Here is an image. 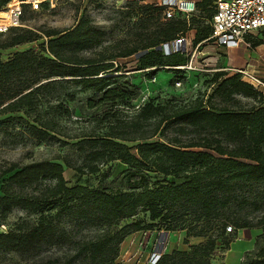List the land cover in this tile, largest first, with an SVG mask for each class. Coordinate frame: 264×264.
Segmentation results:
<instances>
[{"label":"trees","instance_id":"obj_1","mask_svg":"<svg viewBox=\"0 0 264 264\" xmlns=\"http://www.w3.org/2000/svg\"><path fill=\"white\" fill-rule=\"evenodd\" d=\"M9 1L0 0V9ZM215 1L195 2L203 18L211 19ZM186 25L182 18L170 19L142 45L135 69L153 68L150 76L160 67L181 72L176 67L188 62L185 52L165 55L157 48L183 35ZM198 25L194 44L207 39L210 32L203 22L199 21ZM43 34L46 40L40 52L17 51L6 61L0 60V113L32 112L43 97L63 89L64 84L80 86L81 91L92 90L109 102H113L111 97L117 90L124 93L123 98L129 96V102L135 98L131 97L134 85L123 70L124 66L115 60L132 56L138 48H127L114 55L83 56V51L100 45L104 36L86 16H81L70 28L48 29ZM39 37L31 30L19 29L9 39L0 40V49ZM259 42L253 40V43ZM117 72L120 74L114 75ZM221 77L215 90L222 101H229L234 95L252 99L264 97L246 84L239 73H215V79ZM119 78L121 81L116 80ZM138 116L142 120L161 116L162 121H167L166 126L182 123L204 131L221 132L234 146L228 149L218 138H203L185 145L141 141L127 146L116 140L122 136L112 129L101 137L90 136L80 142L88 146V151L83 150L82 164L75 170L93 174L99 171L100 165L119 161L128 168L120 181L121 189L114 191L80 184L68 186L65 169L57 162L37 160L22 165L10 162L0 169V224L15 208L37 213L38 219L35 224L17 222L13 228L0 233V252L30 254L44 244L71 242V234L59 226L63 219L73 223L76 232L94 226H111L132 218L139 211L148 213L151 221H162L167 231L177 228L176 223L171 224L172 220L191 213L198 221L220 223L221 213L230 202L229 195L237 185L264 181V105L249 111H229L212 110L198 104L169 116L164 114L163 106L148 101L140 106ZM11 119L0 120V128H6ZM52 125V121L37 120V125L27 124V131L39 141L55 139L49 134L53 131ZM131 125L137 127L138 123ZM150 173L162 175L163 179L152 182ZM40 185L43 188L37 194L26 193L28 188ZM221 225L224 231L225 222ZM131 229L141 228L133 223L125 225L112 235L79 243L71 258L37 264H74L78 258H88L93 264H133L115 260L118 246ZM191 230L186 232V237L206 235L201 229ZM215 241L208 236L205 242L190 246L189 251L172 250L162 254L155 264H210ZM250 264H264V247Z\"/></svg>","mask_w":264,"mask_h":264},{"label":"rangeland","instance_id":"obj_2","mask_svg":"<svg viewBox=\"0 0 264 264\" xmlns=\"http://www.w3.org/2000/svg\"><path fill=\"white\" fill-rule=\"evenodd\" d=\"M20 1L24 2L21 3L22 15L19 25L0 33V40L9 39L19 29L31 30L40 37L18 46L0 49V60L6 61L17 51L33 49L40 52V46L46 40L43 34L45 30H65L74 26L81 16H86L104 32V36L100 45L83 51V56L94 57L100 53L114 55L127 48H138L132 56L115 60L124 66L123 70L134 85L131 97L135 98L129 102L130 97L123 98L124 93L117 90L111 97L113 102H109L92 90L81 91L80 86L64 84L63 89L43 97L32 112L0 113V120L12 118L6 123V128H0V169L10 162L22 165L31 161L49 160L62 164L68 186L80 184L114 191L121 189L120 181L128 168L119 161L102 164L99 171L93 174L75 170L82 164L84 151H88V146L80 142L90 136L101 137L112 129L122 136V139L116 140L127 146H134L141 141L185 145L201 141L203 138H218L228 149L234 146L221 132L204 131L182 123L166 126L167 121H162L161 116L142 120L138 111L145 102L151 101L154 105L163 106L164 114L169 116L198 104L212 110L229 111H249L264 105V97L261 96L252 99L234 95L233 99L222 101L215 90L223 78L215 79V73L218 71L233 75L236 70L246 68L264 80V35L257 39L259 43H252L250 47L231 49L215 46L212 41H207L195 49L192 27L186 25L183 35L187 40V49L183 54L188 58L192 57L193 68L177 72L160 67L150 76L149 72L153 68L136 70V59L142 52V45L169 22L162 15L163 0ZM4 13L6 5L0 9L1 24L5 22L2 18ZM194 22L196 25L197 20ZM204 22L209 26L207 19ZM119 74L120 72H117L114 75ZM116 80L121 81L120 78ZM37 120L53 122V131L49 134L55 139L39 141L28 133L27 124L37 125ZM135 122L138 123L137 127L131 125ZM177 141L179 143H176ZM150 175L153 177L152 182L163 179L162 175ZM41 188L43 185L38 188L30 187L26 193L37 194ZM229 196L230 202L221 213L223 219L220 223L198 221L191 213L176 217L174 222L172 220L171 224H177L173 231L165 230V224L160 220L151 221L148 213L144 211H139L132 218L120 220L111 226H94L80 232H76L73 223L63 219L59 226L71 234V242L44 244L30 254L0 252V264L64 261L76 253L79 243L112 235L132 223L138 224L141 229H131L126 234L117 249V262L153 264L151 255L159 243L162 255L172 250L189 251L190 246L203 243L208 236H212L216 243L209 257L210 264H250L257 257L260 248L264 247V181L239 184ZM37 219V213H27L15 208L0 224V233L13 228L17 222L35 224ZM223 222L224 231L221 225ZM228 226H231L230 231L226 229ZM191 229H201L206 235L186 237V232L192 231ZM74 264L93 263L88 258H78Z\"/></svg>","mask_w":264,"mask_h":264},{"label":"built area","instance_id":"obj_3","mask_svg":"<svg viewBox=\"0 0 264 264\" xmlns=\"http://www.w3.org/2000/svg\"><path fill=\"white\" fill-rule=\"evenodd\" d=\"M22 2L24 1L10 0L6 4V24L1 26L0 23V33L19 25ZM163 4L162 15L167 20L174 17L190 18L198 12L194 0H163ZM209 27L210 32L206 40L212 41L217 46L250 47L254 39H259L261 35H264V0H216L213 3V14L209 20ZM186 44V38L184 35H180L171 42L163 43L160 48L165 55H168L177 51L185 52ZM192 63L191 57L185 65L176 68L192 69ZM236 73H239L241 79L256 92L264 95V80L246 68L237 70ZM226 229L230 231L231 226ZM160 256L159 243L151 255L152 263L155 264Z\"/></svg>","mask_w":264,"mask_h":264},{"label":"crops","instance_id":"obj_4","mask_svg":"<svg viewBox=\"0 0 264 264\" xmlns=\"http://www.w3.org/2000/svg\"><path fill=\"white\" fill-rule=\"evenodd\" d=\"M197 1H199V0H197ZM178 18H181V17H178ZM182 19L187 22V24L189 25V27L190 26L192 27V39H193V41H194V37H195V34H196V30H197L198 26H200V25H198V22L201 21V22H203V25H207L204 22L206 19L203 18L202 15L199 12H197L193 17H190V18H182ZM195 20H197L196 25H194L195 24V22H194ZM207 23L209 25V20H207ZM208 29H210L209 26H208ZM208 36H209V34H208ZM207 41L208 40L205 39L203 41H200V42L196 43L194 48H198L201 44H203L204 42H207ZM211 43L214 44L213 42H211ZM214 45L217 46L216 44H214ZM186 49H187V44H186ZM231 49H236V48H231ZM248 66H252V65H248Z\"/></svg>","mask_w":264,"mask_h":264},{"label":"bare ground","instance_id":"obj_5","mask_svg":"<svg viewBox=\"0 0 264 264\" xmlns=\"http://www.w3.org/2000/svg\"><path fill=\"white\" fill-rule=\"evenodd\" d=\"M2 18H4V21H5V19L7 18V12L4 13V15L2 16ZM5 24H6V21L4 23H2L1 26H5Z\"/></svg>","mask_w":264,"mask_h":264},{"label":"water","instance_id":"obj_6","mask_svg":"<svg viewBox=\"0 0 264 264\" xmlns=\"http://www.w3.org/2000/svg\"><path fill=\"white\" fill-rule=\"evenodd\" d=\"M157 49H161L160 47H158Z\"/></svg>","mask_w":264,"mask_h":264}]
</instances>
